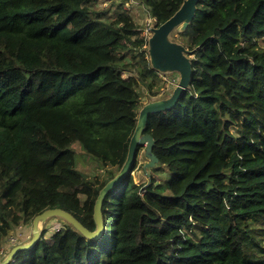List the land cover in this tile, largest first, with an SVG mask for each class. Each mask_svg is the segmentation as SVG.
Masks as SVG:
<instances>
[{"label":"trees","instance_id":"16d2710c","mask_svg":"<svg viewBox=\"0 0 264 264\" xmlns=\"http://www.w3.org/2000/svg\"><path fill=\"white\" fill-rule=\"evenodd\" d=\"M141 1L157 26L184 2ZM122 8L108 20L113 5L94 0H0V241L48 209L96 230L139 88L161 94L144 30ZM176 40L192 77L148 118L151 179L135 182L137 157L103 200L99 238L67 224L8 264H264V0H200ZM75 143L104 178L77 168Z\"/></svg>","mask_w":264,"mask_h":264},{"label":"water","instance_id":"95a60500","mask_svg":"<svg viewBox=\"0 0 264 264\" xmlns=\"http://www.w3.org/2000/svg\"><path fill=\"white\" fill-rule=\"evenodd\" d=\"M199 1L184 0L178 11L167 21L159 26L153 25L150 27L151 35L147 39V52L152 69L161 74L177 73L179 75V81L170 95L165 98L151 100L140 109L137 124L129 142L125 163L116 176L108 181L100 190L96 199L94 206L96 230L89 231L73 215L62 209H48L33 219L32 239L27 243L12 247L9 254L0 264H8L17 252L33 247L42 236L41 224H44L48 219L53 217L65 220L70 226L88 239L99 238L104 227L101 213L103 200L111 189L130 171L140 150L144 148L145 156L148 159V162L144 164V169L153 168L158 164V158L153 153L154 139L150 134L144 132L145 127L150 115L172 108L182 93L190 87L192 77L190 51L176 40L175 34L185 31L195 16Z\"/></svg>","mask_w":264,"mask_h":264},{"label":"rangeland","instance_id":"374dc122","mask_svg":"<svg viewBox=\"0 0 264 264\" xmlns=\"http://www.w3.org/2000/svg\"><path fill=\"white\" fill-rule=\"evenodd\" d=\"M117 1L113 2L110 5H113L112 13L108 16V20L110 18L114 17L115 9L118 3ZM109 5V6H110ZM137 10V12H136ZM132 16L136 23L140 25V27L144 30L143 33L149 29L150 27L155 25L154 20H152L150 14L142 9H134ZM175 38H179V34H175ZM149 59V58H148ZM124 77H128V74H124ZM159 81H160V90L161 94L157 97H149L147 90L144 87L139 88V92L143 96V102L142 106L148 103L151 100H156L160 98H165L168 95H170L177 85L179 81V75L177 73L172 74H161L159 73ZM73 148L76 150L77 153V168L82 171L85 175H87L89 178H93L96 176H99L101 178H104V176L107 174L109 169H104L100 163H98L96 160L88 156L81 148L79 143L73 144ZM138 164L137 169L132 172V176L135 180V182L139 185H142L144 183H147L151 179V168L144 169V164L148 162V159L145 156V150L144 148L140 150L138 155ZM143 166V167H142ZM115 171V168H111ZM156 179L163 180L164 178L168 177V174L163 175H156ZM68 223L57 217H53L48 219L44 224H41V234L43 235L46 231L45 237L47 239H50L52 234L67 225ZM69 225V224H68ZM33 236V227L32 223L28 225L18 226L14 227L9 234L4 237L0 241V263L5 259V257L9 254L12 247L18 244H24L27 243L32 239ZM11 238H15L16 242L14 245H12Z\"/></svg>","mask_w":264,"mask_h":264},{"label":"built area","instance_id":"2783aa9c","mask_svg":"<svg viewBox=\"0 0 264 264\" xmlns=\"http://www.w3.org/2000/svg\"><path fill=\"white\" fill-rule=\"evenodd\" d=\"M115 1H117L116 3H118V5L123 4L122 11L124 13L130 15V16H132L134 9H142V10H145L146 12H148L147 7L142 3L141 0H94V5L97 8H105V7H109V5ZM136 12H137V10H136ZM152 20L155 21V19H153V18H152ZM143 34L147 37V39L151 35L149 29L146 30ZM11 242H12V245H14L16 242V239L11 238Z\"/></svg>","mask_w":264,"mask_h":264}]
</instances>
